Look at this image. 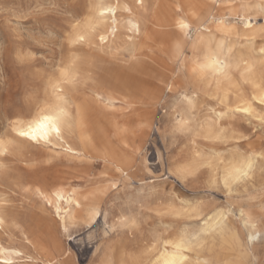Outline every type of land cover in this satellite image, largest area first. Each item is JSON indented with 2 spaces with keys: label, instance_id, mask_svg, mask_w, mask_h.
Instances as JSON below:
<instances>
[{
  "label": "snow or ice",
  "instance_id": "1",
  "mask_svg": "<svg viewBox=\"0 0 264 264\" xmlns=\"http://www.w3.org/2000/svg\"><path fill=\"white\" fill-rule=\"evenodd\" d=\"M150 7L143 0H136L134 15L133 6L121 5L119 0L115 3L112 0H92L87 4L84 0H46L24 14V18L44 16L60 26L59 31L53 29L54 54L57 43L62 56L65 46L73 52L83 50V54L74 55L69 64L61 60L62 83L77 91L81 85H94L89 106L114 116L117 120L115 135L122 139H127L128 129L120 128L117 107L124 110L137 101L145 103L146 96L131 95L91 72L82 76L80 68L88 60L89 53L120 59L126 50L125 45L141 41L143 17L140 12L147 14ZM196 7L189 5L191 11L186 12L184 5L175 6L177 18L170 29L174 42L166 50L175 64L173 72L178 75L183 71L188 78L189 91H193L191 84L195 80L200 81L201 87L209 78L215 83L213 99L219 101V106L213 105L211 121L201 120L204 111L201 109L197 114L195 100L186 92L183 99L178 100V105L183 107V116L187 119L182 116L172 129L173 137L178 133L182 139L168 148L167 156L164 151L160 152L156 168L143 163L142 155H129V143L102 148L94 145L96 160L73 179L46 184L37 181L35 187L29 183L23 192L29 195L30 202L41 204L47 216H54L58 242L50 241L43 234V228L37 227L35 238L30 235L22 237L30 252L0 243V264H22L25 256L32 262L33 255L40 257L34 264H67L63 251L65 243L70 254L72 242L77 237L81 240L87 237L89 242H96L98 246L104 238L110 240L121 234L130 237L129 243L133 245L141 238L144 240L146 264H264V195L260 196L258 205L252 203L255 199L252 196L247 202L235 199L241 187L247 190L250 182H256L258 166L261 192L264 193V24L258 19L264 17V0L259 3L212 0L211 5L202 6L213 10L207 14L197 13ZM220 9L224 11L217 18L216 10ZM252 10H256V17L249 15ZM10 37L11 29L6 34L0 27V38L6 44ZM257 42L260 44L258 53L255 50ZM190 44L195 57L191 77L188 76L187 57ZM249 45H252L251 51L247 50ZM3 51L5 49L0 48V52ZM129 51L130 60L139 59ZM28 59L27 56H17L21 63ZM210 90L211 84L207 91ZM168 91H172L171 84ZM199 95L196 92V96ZM27 103L31 106L32 99L27 98ZM83 107L77 106L74 114L68 95L54 92L36 104L34 114H17L8 119L6 127L0 118V127L4 128L3 137H0V157L22 151L24 141L30 142L29 147H63L69 137L75 138L76 115ZM254 119L259 125L253 124ZM245 122L249 127H244ZM79 127L80 142L90 143L83 134L87 130L83 118ZM256 130L261 135L260 150L244 148V142L250 143L251 134ZM10 133H15V137L5 138ZM16 137L23 139L18 142ZM164 143L168 145L167 131ZM233 146L243 151H232ZM177 149H180L178 157L175 156ZM65 152L70 157H79L82 162L89 158L71 146ZM168 157L175 159L170 161ZM160 166L164 167L163 172L159 170ZM144 171L149 175L144 176ZM0 175L8 179L10 170L7 165L0 163ZM150 177L170 179L174 185L172 191L180 189L163 212L156 210L153 214L150 207L145 211L146 206L155 203L142 187L148 184ZM217 194L222 196L217 199ZM13 207L10 196L0 195V229H4L6 235L13 227L17 233L23 231L14 219L5 229L10 219L9 209ZM164 216L168 217L167 222L157 221L156 217ZM221 253L227 254L228 258L219 259ZM202 256L206 258L201 259Z\"/></svg>",
  "mask_w": 264,
  "mask_h": 264
},
{
  "label": "rangeland",
  "instance_id": "2",
  "mask_svg": "<svg viewBox=\"0 0 264 264\" xmlns=\"http://www.w3.org/2000/svg\"><path fill=\"white\" fill-rule=\"evenodd\" d=\"M186 1L147 0V3L151 7L146 15H149L148 18L153 21H156L163 16L169 15V17H173L176 14V4L182 2L184 5L186 4ZM252 1L253 0H251V2ZM43 2H46V0H0V27L4 29L6 34L11 29V37L7 44L3 38H0V48L5 49V51L0 52V118H3V124L5 127L8 125L9 118H15V115L17 114L29 113L33 110L36 104L45 100L48 96L47 84L54 78L58 77L62 59L64 60V63L67 64L74 55L83 54V50L80 52H73L65 46L62 56L58 43L54 54L52 50V44L55 38L53 29L59 31L60 26L55 20L46 19L44 16L37 17L32 15L28 18H24V14H26L30 8H36ZM84 2L87 4L92 2V0H84ZM168 5L172 9L171 11L169 10L170 8ZM258 19L261 24H264V17H259ZM72 23H75V21H72ZM64 25L65 27L68 26L67 21L64 22ZM169 29L170 28L167 27L164 28V32L151 30L150 34L152 35V39H148V47H144L145 50L138 49L135 52L132 51L137 57H139L138 60H130V49L126 48V50L121 53L120 59H113L111 56H104L99 53H89L88 60L85 64L86 67H83L82 71H80L82 73L81 75L86 76L87 73L85 72L89 71L94 76L96 75L95 77L99 76L100 79H103L104 77L103 80H129L132 82L130 83V90L132 92L141 90L144 84L141 80V74L136 73L133 69H128L127 66L132 65L137 68L145 67L155 76H157L160 71H163V69L173 70L174 66L166 60L164 54L158 50V43H160L161 35H173ZM13 40L15 43L12 42ZM259 48L260 44L257 42L255 48L257 53L259 52ZM86 49L87 45H85V50ZM251 49L252 45H249L247 50L251 51ZM192 54V47L189 46L187 56H191ZM237 54H239V52ZM18 55L27 56L29 59L27 62L21 63L17 60ZM85 68H87L86 70L88 71H86ZM126 69L127 71H125ZM135 81L139 82V84ZM178 82V84L175 83L174 86H172V91H168L166 88L160 92L161 100L154 107L140 103L139 101L134 103L131 108L126 106L124 110L117 107L119 123L124 121L128 128L133 129L136 134L144 138L143 142L135 143L136 155H142V162L151 164L153 168L157 167L160 152L164 151L167 156L168 148L173 147L175 143H178L179 140L182 139L178 133L175 138L173 137L169 121L173 111V104L181 99V94H183L184 91L185 93L190 92L189 82L185 78H181ZM80 88V91L78 90L79 92L77 90H75L77 92H74V89H69V91L76 104H87L89 109L87 116L91 126L90 136L91 139H96L99 130H107L111 128L113 124L117 123V120L114 116L105 115L104 112L95 110L89 106L93 99L91 91L95 89L94 85L90 84L88 87L81 85ZM208 89L209 88L205 86L201 87V85H199V88L195 89V93L193 94V96L196 97L194 100L197 105L198 115L202 109L205 113L204 117L213 115V105L219 106V101L213 99L215 93L212 90L207 91ZM196 92L200 93L198 97L196 96ZM251 92V87H249V94ZM27 98L32 99L33 103L31 106L27 103ZM233 100H236L235 95H233ZM253 124L259 125V121L254 119ZM244 127L247 128L249 125L245 122ZM141 130H143V132ZM165 131L168 133L167 146L164 143ZM144 133L145 135L147 134L146 137L144 136ZM3 134L4 128L0 127V137H3ZM11 137L12 134L10 133V136L5 138ZM250 139V143L244 142V148H254L256 151H259L261 147V135L259 131H253ZM186 143H190V141H186ZM203 143L204 142L202 141V146ZM29 144L30 142L23 143L22 151L17 150L12 155L0 157V163L7 165L10 170L8 179H5L3 175H0V195L10 196L11 200L14 201V207L9 209V216H15L20 221L27 218H35L34 216L40 215L43 210L41 204L30 202L29 195H26L23 192V188L28 187L29 183L34 186L37 181L48 182L54 178L63 179L64 177L71 180L77 176V173L83 172L85 167H91L93 161L97 158L85 156L89 158L82 162L79 157H68L62 153L58 155V152H54L49 147H29ZM220 150L223 151L224 149L220 148ZM232 151H243V149L237 150L235 146H233ZM91 153L93 155V151H91ZM179 155L180 149H177L175 156L178 157ZM168 159L172 161L175 157H168ZM100 167H104L103 163L100 164ZM159 170L163 172L164 167L160 166ZM96 174L99 176L98 171ZM143 175L148 176L149 173L144 171ZM17 181H19V183H17ZM153 183H155V187H153ZM137 184H140L139 180H137ZM165 186L168 189L167 192H165ZM173 186V181L170 179L150 177L148 184L143 185L142 187L145 192L147 191L146 193L148 196L154 199L155 203L146 206L145 211L147 212L149 207L153 214H155L156 210L161 212L165 211V206L170 204L171 198L175 197L177 192L180 191V189H177V192H173ZM261 186L262 182L260 180V170L258 166L256 170V183L253 184L250 182L247 190L244 187H241L236 193V201L239 202L240 200H244L247 202L248 197L252 196L255 197L252 203L258 205L260 196L264 195V193L261 192ZM131 190L132 189H129V191ZM221 196L222 194H217V199ZM21 201H23L22 205ZM178 203L179 201H177V204ZM156 219L158 222L161 220L167 222L168 217H156ZM7 228L8 225L6 226V229ZM101 235H103V233H101ZM0 237H2V241L6 244L21 246V243L19 242L20 234L17 233L14 227L7 233V235L5 234V230L0 231ZM117 239L126 253L130 252L140 257H145L143 255L145 243L142 238L138 240L136 245L130 244V237H126L123 234L117 235ZM104 240L105 238L100 241L97 246L96 242H89L87 237L83 240L77 237V239L72 242L73 250L70 253L74 264H92L98 247ZM65 246L69 247L67 243H65ZM257 246H259L258 241ZM220 256V259L228 258L224 253H221ZM22 264L32 263L22 262Z\"/></svg>",
  "mask_w": 264,
  "mask_h": 264
},
{
  "label": "bare ground",
  "instance_id": "3",
  "mask_svg": "<svg viewBox=\"0 0 264 264\" xmlns=\"http://www.w3.org/2000/svg\"><path fill=\"white\" fill-rule=\"evenodd\" d=\"M187 1H186V4H184V8H185L186 12L191 11V9L189 8V5H192V4L197 6L196 7V12L197 13L207 14L210 11H213L212 9H210L208 7H202V6H205V5H211L212 4V0H187ZM112 2L115 3L116 0H112ZM143 2L147 3V0H143ZM119 3L121 5H123V4L132 5L133 6V10H134V15L136 14V9H135L136 0H119ZM181 3H177L176 5H183V3L182 4ZM252 3H259V0H253ZM168 7H169V5H168ZM169 10L171 11L172 9L170 8ZM223 11H224L223 9L216 10L217 18L221 14H223ZM255 12H256V10H252L249 13V15L255 17ZM140 15L143 17L142 20H141V31H142L141 41H139L137 43H134V44L125 45L126 49H130L131 51H134V52L136 50H138V49H144V47H148L147 41H148V39H152V35L150 34L151 30H154V31L157 30L159 32H162L164 30V28H166V27L172 29L174 27V23H175V20L177 18V14H175V16H173V17H169V15L167 14L168 16H163L162 15L163 17H161L160 19H158L159 18L158 17L157 18L158 20L153 21V20L148 18L149 15L147 16L142 11L140 12ZM189 19H192V17L190 16ZM170 29H169V31H170ZM254 29H255V24L253 25V30ZM162 34H164V33H162ZM194 39H195V37H194ZM173 42H174L173 41V35H167V34L161 35L160 43H158L159 44L158 45V50L162 54H164L165 59L168 60L175 67L174 62L172 61V59L170 58V56L168 54V51L166 50L168 48V46L170 44H172ZM189 46H191V44ZM239 54H237V55H239ZM187 57H188V76L191 77V75H192V66H193L192 65V60L195 59V57L193 56V54L191 56H187ZM71 59L68 61L67 64H69L71 62ZM85 64H86V62L81 65L80 71H82L83 67H86ZM120 67H122V66H120ZM127 67H128V69H133V70H135L136 73H140L141 74V80L144 83L143 84V88L141 90H137L135 92H132L130 90V88H131L130 87V85H131L130 83H132V82H130L129 80H127V81L126 80L117 81L116 79L115 80H113V79L112 80H107L106 79V81L110 82L114 87L122 88L123 91L129 92L131 95H143V96H146V102L144 104L152 106V107L156 106V104L161 100L160 99V92L163 89H166V88L168 89V85L169 84L174 86V84L177 83L181 78H185L188 81V78L185 77L183 71H180L179 74L177 75L176 73L173 72V70L163 69V71H160V73L157 74V76H155L154 74L149 72L145 67H144L145 69L141 68V67L137 68L136 66H132V65L127 66ZM86 69L87 68H85V70ZM86 71H88V70H86ZM125 71H127V69ZM88 72H85V73H88ZM80 74H82V73L80 72ZM97 78H99V76ZM103 79H104V77H103ZM135 82L139 84L140 80H139V82H137V81H135ZM140 84H141V82H140ZM210 84H211V90L214 93H216V85H215L214 82L211 81V78H209L208 81H205L203 83V86L209 88ZM199 85H201L199 80H195L191 84V88L193 89V91H190L189 95H191L193 98H196V97L193 96V94L195 93V89L199 88ZM47 87H48V96H52L54 94V92H59L61 94H67L69 99H70L71 104L73 105V113L74 114H76L75 113V108L77 106L84 105V107L81 109L80 114L76 115L77 128H76V136H75V138L69 137V140L67 142H65V145L63 147H61L59 145H55L54 147H51V149L54 152L62 153L65 156H68L66 154V152H65V149L67 147L71 146L75 151L83 153L84 156L96 157V148L93 147L94 145H98V146H100L102 148L105 145L111 147V146H113V144L122 145L124 143H129V147L127 149V152L129 153V155H133V154L136 155L135 143L136 142H140V143L143 142L144 138L141 137L140 135L136 134V132L133 129L128 128V126L126 125V123L124 121L119 123V124H120V128L121 129H124V128L128 129L127 139H122V138H119V137H117L115 135V129H116V124L117 123L113 124L112 127L107 129V130H99V132H98V134L96 136V139H94V138L91 139V136H90L91 135V133H90L91 126H90V122H89V119H88V116H87V113H88V110H89L88 106L85 103H83L81 105H78V104L75 103V100L73 99V96H72V94L69 91V86H67V85L62 83V78H61L60 72H59L58 77L54 78L53 80H51L47 84ZM80 89H79V91H80ZM75 90L76 89H74V92H77ZM94 91H95V89H93L91 91L92 98H93ZM79 94H82V93H79ZM184 95H185V91H184L183 94H181V99H183ZM249 95H251V93ZM43 99H44V97H43ZM121 99H126V97H121ZM35 111H36V106L30 112L34 114ZM183 113H184L183 107H180L178 105V102L174 103L173 104V111H172V114H171V119L169 120L170 121V129H171V131L173 129V126L176 124V122L181 119V117L183 116ZM197 114H198V112H197ZM211 117L212 116L201 117V120H205L206 119L208 122H210L211 121ZM81 118L84 119V121L86 122V125H87V130L83 133L84 136L88 137L89 140H90V143H87V144L80 142L81 129L79 127V121L81 120ZM183 118L187 119V116H183ZM141 131L143 132V130H141ZM204 131L205 132L207 131V124H205ZM145 133H144V136L146 137L147 134L145 135ZM11 134H12V137H15V133H11ZM22 139L23 138L16 137V140L18 142L22 141ZM25 142L28 143L27 141H24L23 143H25ZM57 149H59V150H57ZM91 151H93V155H92ZM68 157H70V156H68ZM60 180H70V179L67 178V177H64L63 179L54 178L51 181H48V182L41 181L40 183L46 184V183H49V182H56V181H60ZM35 186L36 185H34L33 187H35ZM9 217H10V219H9L8 223L5 224V229H6V226L9 223H11V220L14 219L17 223H19L20 228L23 230V231H21L19 233L20 234L19 242L21 243V246H13L12 245L14 248H16V249H24L26 252H30L29 246L24 243L22 237L24 235H30V236H33V238H35V232H36L37 227H42L43 228V234H46L47 237L50 239V241L58 242L57 236H56V225L54 223V216H47L43 212V210H42L40 215H38V216L35 215L34 216L35 218H27V219H24L23 221L18 220L15 216H9ZM30 217H32V216H30ZM2 230H4V229H0V231H2ZM1 238L2 237H0V243L5 244L6 246L7 245H11V244H6L4 241H2ZM121 241H122V239H121ZM140 249H141V247H140ZM63 251L66 254L64 258L67 261V264H74L73 258L71 257L70 254H68L69 247H66L65 244L63 246ZM220 257H219V259H220ZM204 258H206V257H204V256L201 257V259H204ZM38 259H40V257L38 255H33L32 262H30V263L34 264V262L36 260H38ZM152 259L155 260L156 257L153 256ZM223 259H225V258H223ZM193 260H195V256H193ZM146 261H147V257L146 256L145 257H140V256L132 254L130 252L126 253L124 248L119 244V240L117 239V235H114L112 237V239H110V240L105 238V240L100 244V246L98 247V250H97V252L95 254V257H94V260H93L92 264H146ZM22 262H29L28 259H27V256H25L23 258Z\"/></svg>",
  "mask_w": 264,
  "mask_h": 264
}]
</instances>
